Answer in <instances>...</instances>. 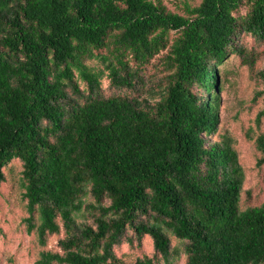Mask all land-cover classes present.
Listing matches in <instances>:
<instances>
[{"label":"trees","instance_id":"trees-1","mask_svg":"<svg viewBox=\"0 0 264 264\" xmlns=\"http://www.w3.org/2000/svg\"><path fill=\"white\" fill-rule=\"evenodd\" d=\"M185 6L183 16L160 0H0V184L19 160L27 231L41 245L58 220L66 233L61 252L43 251L36 264H125L113 247L128 228L150 236L164 264L179 255L170 236L184 243L185 264H264V203L240 210L236 150L202 136L218 123L217 65L238 34L264 39V0ZM163 50L169 73L157 101L101 94L104 70L134 89ZM256 146L262 166L264 135ZM85 208L91 225L76 223Z\"/></svg>","mask_w":264,"mask_h":264},{"label":"rangeland","instance_id":"rangeland-1","mask_svg":"<svg viewBox=\"0 0 264 264\" xmlns=\"http://www.w3.org/2000/svg\"><path fill=\"white\" fill-rule=\"evenodd\" d=\"M168 11L186 14L185 1L191 7L202 0H160ZM248 6L244 1L236 15L244 16ZM178 33H169L170 42ZM235 47L229 56L217 65L219 82L218 123L212 134L203 133L207 144L229 143L238 154L245 179L241 192L240 210L259 206L264 203V165L257 161L262 154L256 146V139L264 135V81L261 72L264 69V39L261 40L249 33H240L235 38ZM236 49V51L234 50ZM167 50L161 51L147 64L139 69L135 88H117L112 85L108 72L104 70L100 80V92L105 97L127 96L147 98L152 104L159 99V92L166 83L169 73L165 56ZM96 69L104 66L97 60L87 62ZM131 67L134 63L130 62ZM81 91H86L84 82L77 79ZM87 92V91H86ZM68 93L72 99L80 100L77 94ZM205 95L203 89L199 90ZM22 163L12 160L3 168L4 181L0 184V264H36L43 251L61 252L59 241L66 236L62 223L58 220L60 231L47 235L45 244L38 241L35 230L27 231L26 219L29 217L26 199L23 198L21 186ZM86 203L93 202L89 195ZM108 204V201H104ZM92 209L85 208L76 217L79 225H91ZM36 220V219H35ZM170 249H177L178 257L173 264H185L184 243L170 236ZM114 253L125 264H136L138 260L150 259L153 264H164L161 256L155 251L152 238L143 235L138 239L128 228L121 242L114 246Z\"/></svg>","mask_w":264,"mask_h":264}]
</instances>
